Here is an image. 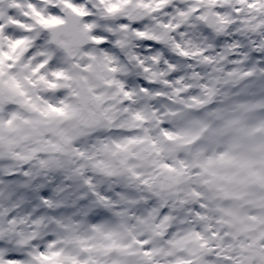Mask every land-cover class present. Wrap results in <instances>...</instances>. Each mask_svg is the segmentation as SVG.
<instances>
[{"label":"clouds","instance_id":"clouds-1","mask_svg":"<svg viewBox=\"0 0 264 264\" xmlns=\"http://www.w3.org/2000/svg\"><path fill=\"white\" fill-rule=\"evenodd\" d=\"M0 264H264V0H0Z\"/></svg>","mask_w":264,"mask_h":264}]
</instances>
